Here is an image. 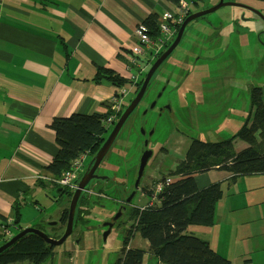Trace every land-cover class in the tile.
<instances>
[{"label":"rangeland","instance_id":"1","mask_svg":"<svg viewBox=\"0 0 264 264\" xmlns=\"http://www.w3.org/2000/svg\"><path fill=\"white\" fill-rule=\"evenodd\" d=\"M242 1L254 3L264 14V3ZM218 2L203 0L197 7L191 5L189 12L210 8ZM251 15L237 7H224L208 15V22L195 20L188 25L180 44L154 74L143 99L97 170L99 176L109 180H94L89 184V192L95 194H87L91 204L90 214L77 224L63 245L55 248L54 257L45 264H115L122 257V242L130 225L128 213L123 214L120 225L112 228L106 240L103 237L106 230L103 224L118 212L121 203L132 192L145 140H148L147 150L152 152V156L140 189L129 206V209L141 208V211L156 209L155 206L160 205L158 197L164 188L183 178L176 171L185 161V153L193 140L207 143L223 141L241 129L250 113L252 120L251 89L258 86L264 89V45L261 43L264 42L261 41V38L264 39V19H261L262 25L255 26ZM221 27L223 30L220 31ZM133 80L139 81L137 78ZM159 94L161 96L157 99ZM134 96L133 93L129 94L126 103L129 104ZM262 98L264 101V94ZM154 100L155 108L144 115ZM109 107L113 112L111 117H116L123 109L114 112L111 102ZM117 121L116 118L112 124L106 122L108 134ZM141 128L146 131V138L139 133ZM150 132L153 134L148 136ZM172 136L178 139V145L177 150L170 152L168 148ZM237 143L245 144L248 148L244 141L236 138L233 149L237 153ZM81 157H84L82 165L86 170L92 158L89 153L81 155L71 168ZM87 157L90 158L86 161ZM214 170L222 171L218 168L210 171ZM226 172L230 181L222 186L215 184L219 185L222 198L215 206L212 227L190 225L187 231L195 236L198 232L192 228L216 232L211 238L213 246L221 234L226 239L225 246L228 245L226 257L220 252L216 253L232 264H249L247 260L252 251L264 246V188L248 191L249 186L242 179L235 183L233 174ZM205 173L192 176L195 180V175ZM55 180H52L54 184L59 185ZM100 192L104 194L103 198L96 197ZM245 198L249 207L243 211L241 202ZM27 209L37 214L34 207ZM61 209L62 206L56 201L50 210L42 213L39 220L49 216L48 222H58ZM41 211L44 209L41 208ZM37 222L35 225L39 224ZM202 237L210 241L209 236ZM138 240L142 239L137 236L132 240V245L136 247ZM150 256V259L145 256L144 264H153L151 260L155 259ZM258 261L259 250L257 264Z\"/></svg>","mask_w":264,"mask_h":264},{"label":"crops","instance_id":"2","mask_svg":"<svg viewBox=\"0 0 264 264\" xmlns=\"http://www.w3.org/2000/svg\"><path fill=\"white\" fill-rule=\"evenodd\" d=\"M166 12L176 15L177 3L171 0H0V246L6 239L2 236L5 228L11 236L19 228L36 227L49 232L50 226H42L49 223V216L39 220L42 213L50 210L56 201L62 206L60 214L69 208L71 199L59 192L62 187L54 184L55 179L46 170L59 152L50 125L55 118L73 114H106L118 87L106 81L93 82L97 70L109 69L127 80L133 76L140 78L151 52L139 56L138 64H131V52L140 46L135 29L149 17L155 16L158 20ZM177 145L178 139L172 136L170 152L177 150ZM236 147L240 152L246 145L237 143ZM82 171L84 175L83 165ZM194 177L199 190L230 181L229 174L223 170ZM237 178L234 182L242 179L249 186L248 191L264 188V175ZM16 207L21 212L18 226L13 224ZM28 207H34L37 214ZM248 207L245 198L241 208L245 211ZM36 222L39 224L35 225ZM192 230L202 239L209 236L210 241L203 240L226 257L228 245L225 246L226 239L221 234L213 246L211 238L216 232L198 227ZM137 236L140 237L137 234L133 241ZM142 240L136 242V247L131 241L130 249L143 250L148 258L150 244ZM258 250V262L264 264V246L252 251L247 260L249 264H257ZM152 258L155 259L152 263L158 264Z\"/></svg>","mask_w":264,"mask_h":264},{"label":"trees","instance_id":"3","mask_svg":"<svg viewBox=\"0 0 264 264\" xmlns=\"http://www.w3.org/2000/svg\"><path fill=\"white\" fill-rule=\"evenodd\" d=\"M171 1L177 4L179 2V0ZM186 1L196 7L199 2H203V0ZM193 12H189L188 15ZM143 24L147 27L151 39L157 41L161 36L157 18L151 16ZM180 26L171 24V27H174L173 38L165 44L150 64L146 63L148 65L140 78L133 76L139 81L127 80L109 69L99 68L93 82H110L118 89L127 88L129 94L136 95L149 68L171 45ZM131 57L134 61L131 64L133 66L138 64L139 56H135L131 52ZM129 86L132 87V90L128 89ZM250 94L252 96V120L250 113L241 129L234 136L223 141L207 143L193 140L185 153V161L176 171V173L182 174L183 178L164 188L158 197L160 205L158 204L156 209L146 208L141 211V208L129 209L128 207L126 213H128L130 225L122 242L120 252L122 257L115 264L143 263L145 252L140 249H130V243L137 234L149 242V253L161 264H232L231 261L218 255L209 243L187 231L190 225L212 226L215 206L222 198L219 185L199 190L192 175L208 172L213 168L226 170L232 173L234 178L255 174L264 175L263 87L252 88ZM127 106V103L123 104L122 111L116 116L117 120ZM109 109L108 106L107 113L103 115L73 114L66 118H55L52 121L50 128L55 133L59 152L46 170L53 179H59L64 172L70 170L73 162L81 155L89 153L93 157L97 153L109 132L106 122L113 114ZM236 138L244 141L248 148L239 153L235 152L233 140ZM58 190L67 195L69 200L72 198L73 191L65 188ZM87 194L92 196L91 193H86L79 201L75 215V227L90 214L91 204ZM96 197L103 198L104 194L100 192ZM68 213V208L64 209L58 224L50 227L49 230L45 229L49 231L48 233H52L51 237L59 238L62 235L68 220ZM20 219V207H16L13 224L18 226ZM120 223L119 221L117 225ZM21 230L22 228H19L17 233ZM59 231L61 233H58ZM11 237L6 238L3 243ZM55 248L37 235H26L0 254V264H45L54 257Z\"/></svg>","mask_w":264,"mask_h":264},{"label":"water","instance_id":"4","mask_svg":"<svg viewBox=\"0 0 264 264\" xmlns=\"http://www.w3.org/2000/svg\"><path fill=\"white\" fill-rule=\"evenodd\" d=\"M252 2H258V3H264V0H251ZM247 5H244L242 3L233 1V0H219V2L210 7L205 8L203 10H199L197 12H193L192 14L188 15L183 23L181 24L173 42L171 45L154 61V63L149 68L142 85L137 92V94L134 96V98L131 100V102L128 104V106L125 108L121 116L119 117L118 121L113 126V130L108 134L107 138L105 139L104 143L100 147V149L97 151V153L91 158V162L89 163L82 179L80 180L77 188L73 191L72 198L70 200L69 204V213H68V220L66 222L64 231L62 235L59 238H53L49 235L47 231H44L42 229L36 228V227H29L21 230L19 233L12 236L7 242L3 243L0 246V254H2L4 251L9 249L14 243H16L18 240H20L22 237L26 235H37L41 239H43L47 244L52 245L54 247H59L65 243V241L72 235L74 229H75V215L76 210L79 201L85 196L86 193L89 192L88 186L89 184L94 181H100V180H109V178L101 177L97 174V170L104 162L105 158L107 157L110 149L112 148L113 144L117 140L122 128L124 127L125 123L129 119V117L132 115V113L136 110L138 105L140 104L141 100L143 99L146 91L148 90L150 86V82L154 76V74L157 72V70L161 67V65L165 62V60L173 53V51L178 47L180 44L185 31L188 27V25L195 21V20H201L206 21L207 16L218 11L221 8L224 7H237V8H244L245 10H248L254 14L260 13L259 7H257L254 3L245 2ZM264 19V17L262 18ZM208 22V21H206ZM264 45V42H261ZM264 48V46H262ZM168 83V82H167ZM259 87V86H258ZM161 96L159 94L157 96V99ZM156 100L152 102V104L149 106L147 110L144 111V115L148 112V110H151L155 108ZM168 109H170L168 107ZM142 137L146 138L147 133L146 131L141 128L140 132ZM153 132H150L148 136H151ZM148 146V140L144 141L143 145V152L140 157L138 171L136 173L135 181L133 184V189L130 195L125 199L124 202L121 203V206L118 209V212L106 223L103 224V228H105V232L103 234L104 240L108 237V235L111 233L112 228L118 224V222L121 220L124 213L127 212L128 207L130 206L131 202L133 201L134 197L138 193L141 185V181L143 179V176L145 174V169L147 166V163L149 161V158L152 156V152L147 150ZM92 194V193H91ZM93 196V195H92ZM58 222H49L45 226H56ZM78 242V241H77Z\"/></svg>","mask_w":264,"mask_h":264},{"label":"built area","instance_id":"5","mask_svg":"<svg viewBox=\"0 0 264 264\" xmlns=\"http://www.w3.org/2000/svg\"><path fill=\"white\" fill-rule=\"evenodd\" d=\"M190 7L191 5L188 1L179 0L177 4L176 15L166 12L162 18L157 20L161 35L157 41L151 39V37L148 35V29L144 24L138 25L135 29L134 35L139 41L140 46L135 47L132 50V53L135 56H141L147 52H151V57L147 60V62L150 64L153 59L161 52L165 44L173 38L174 27H171V24L181 25L186 16L189 14ZM132 62L134 63L133 60ZM132 79L135 78L132 77ZM127 94L128 91L124 88L117 91L111 100L112 110L114 112H120L124 104V98ZM115 121L116 117L112 116L108 119L107 123L112 124ZM82 160H84V157H81V160L75 162L71 170L64 172L58 180H55V182L67 189L74 191L83 177ZM2 236L4 238H9L11 236L7 228L2 231Z\"/></svg>","mask_w":264,"mask_h":264},{"label":"flooded vegetation","instance_id":"6","mask_svg":"<svg viewBox=\"0 0 264 264\" xmlns=\"http://www.w3.org/2000/svg\"><path fill=\"white\" fill-rule=\"evenodd\" d=\"M233 1H236V2L242 3V4H244V5H247V3H245V2L242 1V0H233ZM241 9H242L243 11H247V12H249V13H252V12H250V11H248V10H245L244 8H241ZM259 11L261 12V14H260V13H257V14L252 13L251 18H250V19L253 20L255 26L262 25V24H261V19L264 17V14H263V11H262L261 9H259ZM236 23H237V22H236ZM261 33H262V32H261ZM263 33H264V31H263ZM261 41H264V39L261 38Z\"/></svg>","mask_w":264,"mask_h":264},{"label":"bare ground","instance_id":"7","mask_svg":"<svg viewBox=\"0 0 264 264\" xmlns=\"http://www.w3.org/2000/svg\"><path fill=\"white\" fill-rule=\"evenodd\" d=\"M264 90V89H263Z\"/></svg>","mask_w":264,"mask_h":264}]
</instances>
